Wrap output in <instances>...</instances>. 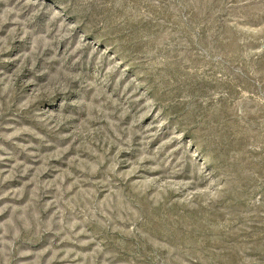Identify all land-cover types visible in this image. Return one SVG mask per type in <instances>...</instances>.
<instances>
[{"label": "rangeland", "instance_id": "1", "mask_svg": "<svg viewBox=\"0 0 264 264\" xmlns=\"http://www.w3.org/2000/svg\"><path fill=\"white\" fill-rule=\"evenodd\" d=\"M0 264H264V0H0Z\"/></svg>", "mask_w": 264, "mask_h": 264}]
</instances>
